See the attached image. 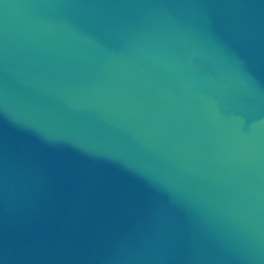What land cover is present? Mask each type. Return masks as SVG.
<instances>
[{
    "label": "water",
    "instance_id": "water-1",
    "mask_svg": "<svg viewBox=\"0 0 264 264\" xmlns=\"http://www.w3.org/2000/svg\"><path fill=\"white\" fill-rule=\"evenodd\" d=\"M0 264H264V0H0Z\"/></svg>",
    "mask_w": 264,
    "mask_h": 264
}]
</instances>
